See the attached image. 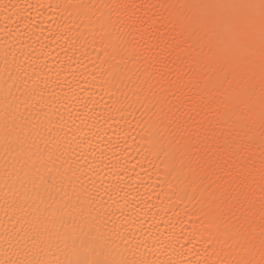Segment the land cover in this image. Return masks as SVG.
Masks as SVG:
<instances>
[{
	"label": "bare ground",
	"instance_id": "6f19581e",
	"mask_svg": "<svg viewBox=\"0 0 264 264\" xmlns=\"http://www.w3.org/2000/svg\"><path fill=\"white\" fill-rule=\"evenodd\" d=\"M104 262L264 264L260 0H0V264Z\"/></svg>",
	"mask_w": 264,
	"mask_h": 264
},
{
	"label": "snow or ice",
	"instance_id": "6c2138e0",
	"mask_svg": "<svg viewBox=\"0 0 264 264\" xmlns=\"http://www.w3.org/2000/svg\"><path fill=\"white\" fill-rule=\"evenodd\" d=\"M242 7H250L248 5L242 6ZM260 8L262 10V13H264V0H260ZM212 23H215V21H212ZM106 264V262H104Z\"/></svg>",
	"mask_w": 264,
	"mask_h": 264
}]
</instances>
